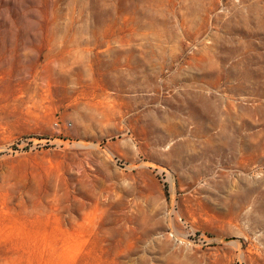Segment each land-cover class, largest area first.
Returning <instances> with one entry per match:
<instances>
[{
    "label": "rangeland",
    "instance_id": "374dc122",
    "mask_svg": "<svg viewBox=\"0 0 264 264\" xmlns=\"http://www.w3.org/2000/svg\"><path fill=\"white\" fill-rule=\"evenodd\" d=\"M0 264H264V0H0Z\"/></svg>",
    "mask_w": 264,
    "mask_h": 264
}]
</instances>
